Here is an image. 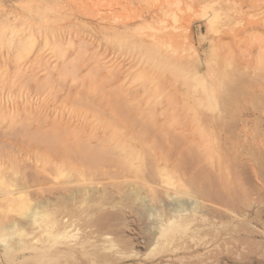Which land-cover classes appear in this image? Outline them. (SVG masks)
Wrapping results in <instances>:
<instances>
[{
	"label": "rangeland",
	"instance_id": "374dc122",
	"mask_svg": "<svg viewBox=\"0 0 264 264\" xmlns=\"http://www.w3.org/2000/svg\"><path fill=\"white\" fill-rule=\"evenodd\" d=\"M23 185L59 217L126 210L131 250L4 249L48 246L3 227L28 219L1 200ZM134 187L197 198L200 237L144 250ZM0 237V264H264V0H0Z\"/></svg>",
	"mask_w": 264,
	"mask_h": 264
},
{
	"label": "bare ground",
	"instance_id": "6f19581e",
	"mask_svg": "<svg viewBox=\"0 0 264 264\" xmlns=\"http://www.w3.org/2000/svg\"><path fill=\"white\" fill-rule=\"evenodd\" d=\"M26 187H27V185H26ZM26 187H25V185H23L22 187H20V189H18V190L16 189V191L8 192L1 200L5 201L7 203H9V202L12 203L15 201H20V203H23V204L25 203L24 205L27 207L26 209L28 210V213L25 211L27 213L26 214L27 218L29 219V220L27 219L28 222H27V220L25 221V223H23L24 221L21 222V220H19L20 222L11 220V222L7 226H3V227L7 229L6 232L7 231L10 232L14 236H19V238L23 237L25 239L26 238L29 239V237H34L33 234L37 235L38 233L34 232V231L33 232L27 231V228L29 230V227H27V226H32L33 224H38L39 234H41L43 237H45V240H46L45 242L48 244V246L46 248L40 247L41 251H39L36 247H32V245H26L24 242L13 245V243L10 244L8 241L5 240V243L3 241V243H4L3 248L4 249H6V250H14L15 249L16 252L31 253L35 256V259L33 261H35L37 259L38 261H46V263H50V262H52V261H54L60 257L61 253L58 252L57 247H58V245L60 246L61 244L65 245V247H66L70 243L69 246H71V247L76 246V247H79L80 249H88L90 245H95L97 242L101 241L98 244H96V247L98 250H99V247H98L99 245H106L107 248L109 250H111L113 253H118V252L125 253V252L131 250L132 242H130L129 240H126L125 238L122 239L123 238L122 235L120 236V234H118V229L123 227L125 224H127L129 222L125 219V217L128 215H127L126 210H124L123 208H122L123 210L118 211L119 209H117L116 212H112V213L110 211L109 212L107 211L108 214H110V215L105 216L106 214H103L104 217H102L103 215L102 216L99 215L101 217L97 216V218L92 217V214L89 215L87 213V210H85L86 214L84 212L83 215L79 214V215H75V216H70V214H64V216L62 215L63 217H59V214H61L60 212L57 213L54 211L55 213H57V215L54 216L55 213L53 214V210L51 209V206L55 202L52 204V202H49V200H52V199L39 200L41 198L36 199V197H35L34 199L39 200V202H37V203L34 202L35 203L34 205H33V203L31 204L30 202L32 200L30 201L29 198L30 199H33V198L28 196L27 191H26L27 190ZM83 187H82V189H83ZM82 189H79V190H82ZM88 189L89 188H87V192L85 191L84 193H83V190L81 192H78L79 190L75 192V194L77 192H78V194L74 195V197L76 198V197L80 196L81 199H79V200H82L81 203L78 201L79 204H82V203L84 204L86 201L87 202L93 201L92 200L94 198L93 196L96 194L90 190H89L90 192H88ZM141 189L142 188H136L135 189V187H134V190L131 193H128L129 195L127 194L128 197L126 196V198H128V200L131 198L132 200H134V202H137V205H135V207H133V209H131V213L135 217L134 218L135 221H137L138 223H141L146 230L145 238L142 242L143 243L142 248H144V250L146 249V251L148 253H154L157 250H159V252H163L164 250L168 251L172 244H175L176 242H178L179 240H182L186 236L197 237V238L200 237V234L202 233L203 229L197 228V227H199V226H196V223H198L197 218H198V216H200L202 214V212H205L206 214H209V215H210V213H208L205 210V207L197 200V198H193L194 197L193 195L191 197H185V195L190 196V194H187V193L183 194L182 193L183 195L182 194L181 195L183 197L181 195H180L181 197H179L178 195L177 196H170L169 197L170 201L168 199L169 202L163 196L162 197L160 196L162 199H159L160 198L159 197L158 198L159 200L156 201L157 199L152 200L148 197H142L141 196ZM104 190L106 191V189H104ZM65 191H64V193H65ZM69 191H70V193L72 192L71 190H69ZM61 192L63 194V190ZM66 193H67V191H66ZM79 193H81V194L79 195ZM67 195H68V193H67ZM69 195H71V194H69ZM104 197H106V196H104ZM66 198H68V197L66 196ZM66 198H64V199H66ZM64 199H62V200H64ZM110 199L108 198V200H110ZM132 200H131V202H132ZM118 202H120V201H118ZM56 203H58V202H56ZM123 204H125V203H123ZM20 205H22V204H20ZM56 205L54 208H57ZM85 205H83V206L81 205V207L80 206L79 207L83 208ZM65 206H64V208H65ZM67 206H68V204H67ZM120 206H122V204ZM80 208L78 209L79 211H80ZM59 209L61 211V207H59ZM59 209H57V210L59 211ZM128 211H129V209H128ZM64 212L66 213V211H64ZM68 213H69V211H68ZM131 213H130V215H132ZM189 214H192L195 218L194 217H192V218L188 217ZM231 214H229V215H231ZM206 216L207 215H204L203 222L205 224L208 223L207 225H210L211 224L210 218L209 217L207 218ZM220 216L226 217V214H220L219 217ZM39 218H41L42 220L44 219L45 222L42 221L41 223H39L38 222ZM227 218H228V215H227ZM229 218L231 220L239 219V218H237L236 214L229 216ZM239 221H240V219H239ZM240 222H243L242 219ZM87 227L90 228L89 232L86 231ZM6 232L4 231L3 234L5 233V235H6ZM5 235L3 236V238L5 237ZM23 238H21V239H23ZM36 239H37V237H36ZM34 241H36V240H34ZM34 241L32 243H35ZM63 242H65V243L68 242L67 243L68 245H66ZM194 245H195V248L196 247L198 248L197 244H194ZM43 246H45V245H43ZM28 260H31V259L26 260L27 264H28ZM39 263H41V262H39Z\"/></svg>",
	"mask_w": 264,
	"mask_h": 264
}]
</instances>
